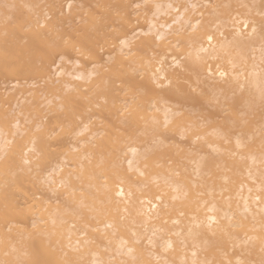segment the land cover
Wrapping results in <instances>:
<instances>
[{"label": "bare ground", "instance_id": "1", "mask_svg": "<svg viewBox=\"0 0 264 264\" xmlns=\"http://www.w3.org/2000/svg\"><path fill=\"white\" fill-rule=\"evenodd\" d=\"M148 1H152V0L136 1L135 6L145 4ZM180 1L185 2L184 3L185 6L179 10L177 9V6L172 5L171 1L152 2L153 4L152 12L150 17L147 19L146 28L144 30H137L135 34L138 33V35L136 36L135 34L134 35L127 34V36H125L126 35L125 33L123 34L124 36H122L119 39L120 45L118 46L120 47H117V51L118 53L120 51V54H122V56L118 54V56L121 57H118L116 61H120V63L127 62L128 64L130 62L129 70H125L123 68L122 71L120 68L119 70L118 68L117 69L115 68L116 70L115 71L114 70L115 65L112 66L113 68L109 67V69L111 68V70L112 69L113 70L111 71L108 69L107 74H104V76L105 75L106 76L105 77L103 76L104 79H100L102 76H99L100 77L99 80L96 81V83H94L97 88H95L96 90L94 92L90 90V93L88 92L90 94L89 96H87L88 94L87 91L89 89H87V91L85 92L87 94L86 96H84V92H83L84 90L83 91L81 89L77 90L78 88L75 89V86L73 87L74 85L73 82L79 83V81H81V84L79 85L80 86L83 85V89L86 88L84 86H86L85 85L86 82L89 81V79H91V77L94 75V70L89 71L87 73H84L83 70H77L76 67L80 65V62L76 60L72 66V70L70 68L65 72L63 68L59 67L60 69L56 71V75L57 76L62 75L63 76L62 79L65 78L64 75L69 78L67 80L61 79L62 84L65 86V90L71 91V89L74 88L77 91L76 96H78L80 99L78 98L76 99L75 98L76 96L72 97L75 95L74 94L75 92H73V94L71 93L70 95H67V98L64 97L66 94L63 93L64 94L63 98H65L63 100L64 103L61 104L60 102H58L61 106H56V108L60 109L61 112L58 114V112L54 111L55 114L57 113L56 116L57 119H59L58 120L59 122L56 121V119H54L56 117L55 114L53 113L54 114L53 115L50 113L52 112V108L55 107V106L54 107L51 106L52 108H47V109L51 110L49 114H51L52 116L48 114L49 116L47 117H51L52 119L53 116H55L53 118L56 121L54 124L53 123L49 124V122H52L53 119L51 121L49 120V122L47 123L48 121L47 118L46 121L44 120L45 121L44 123L46 124L37 125L39 124L37 123L33 125V127L31 126L32 130L34 129L35 131L32 132L33 134L36 133V131H39L34 135L31 132L30 133L26 132V129L27 130L29 129V131L31 130L29 128L30 126L28 125L29 127L25 129L28 138L32 137L33 135L35 138H37V141H34L35 140L34 137H33L34 140L29 138L28 141L31 139L33 140V143L31 141V143L29 142L28 144L25 145L24 141L26 140L24 137H22V133H24V129H23L24 126L22 127L21 124L22 122L20 123L18 121H14L12 122L11 127H9L10 124H8L9 126L5 125L4 120L2 119L3 122L2 123L0 122L1 123L0 124V264H228L229 261H231V264H237L238 261L240 262V264H251L253 261L255 264H261V262L264 261V159L262 160L256 158L257 154L260 152V149L259 152H256V150L254 151V153L256 154L255 157V155H252L254 153L251 154L250 152V149L252 150V148H249L247 146L246 150L244 151L242 150L244 153L241 152L245 155L247 162H243L241 161V159L239 160L240 158L239 154L236 157L232 154V152H235L237 150L231 151L233 145L237 146L238 139H235L237 137L235 138L232 137L234 139L232 140L231 138H229L230 134L228 135L227 133L228 127L232 128L230 126L236 124L233 122L244 123L242 127L244 126L245 131L244 130L243 131L245 132L246 135L250 133V132L247 133L246 130L249 129V127L253 128L251 127L252 123L246 124L245 118L243 119V117L240 116L242 117L241 119L233 110L234 108L233 106L239 103L238 101L239 96L237 97L238 99L235 98L236 101H238V103L234 105L232 104L231 99L229 100L231 101V106L232 105L233 106L232 108L230 106V111L228 112L230 114L227 113L229 117L227 116L228 117V118L226 117L227 119L224 117L226 120L223 119L224 125L222 123V119L219 120L221 121L220 122L221 129L223 128L226 129H223L224 132L219 129L218 131H222L221 134L223 133L225 135L218 134L219 133L218 131H216L218 133L210 132L211 130L210 127L215 126L213 125L215 123L214 121L215 119L213 120V116L212 118H209V120L208 118L204 119V122L206 120L209 123L211 120L213 121L211 122L213 123L212 125L209 123L207 124V125H211L210 127L205 128L200 125L202 123L196 121L197 120L196 116L197 117L199 116L197 114H199L200 111H198L197 114H194L192 112L195 115L194 116L192 114L196 120L194 118L192 119L193 116L192 117L189 116L191 118L181 117L177 119V115H176L177 112L172 110L171 109L172 107L171 108L168 107L169 106L168 104L171 103L167 102L168 106L164 105L166 104L165 99L166 98L168 99V96L170 98L171 96L172 98L173 97L177 98L176 102H178L179 99H184V102H182V100L178 102L180 105L182 103H185L186 102L185 99L188 100L189 97H190L189 99L190 101L194 100L195 103L197 102L200 104L205 103L206 105L208 99H206L205 94H203L200 90L198 92V90L196 91L195 89L196 93L193 91V89L195 88V86L193 85H195L196 83L205 85V88L207 86L210 87L211 89L215 88L216 91L217 89L218 90L221 89L222 91V88L225 90L231 86L230 84L235 83L233 87V91L235 89H237L238 91V89H240L243 86L244 82H246L247 87L244 90V94L246 97H244V94L242 93L241 95L245 99L243 100V97L240 96V102L243 104V102L246 103L245 101H247L245 106L243 104L245 110L248 109L249 111L251 110L255 112L253 113L250 111L251 114L253 113L255 119L254 122L252 121L253 126L254 124L256 125V127L258 128L257 130L258 132L260 129L258 126H260V124L257 126L256 119L258 120L261 117L258 116L257 112L255 111L256 99L258 98V101L261 100L262 102L263 99L261 98H264V87L263 86L261 87V85H259L261 77L264 76V68L262 67L260 68L258 63L259 61H262V59L264 60V55H262V53L260 54L255 53L254 50L256 49V46L252 45L254 41L253 39H255V37L257 38L258 33L256 34V32H254V27L249 25L250 18L239 19V17H235V15H237L235 12V15L234 13L233 15L237 19L225 18L223 19V22L219 20L217 21V23L215 22L211 23V25L215 23L214 26H212V28L214 27L218 29L219 32L223 31L226 28L227 31L229 30L230 32V33L226 32L228 33L226 37L222 39L221 37L216 39L214 38V34L212 35L211 33L207 32L208 28H210V26H208L207 23H209V21L211 22L214 20L210 18V20H208V22L205 23L207 25H205L204 23L201 24L199 21L200 19L198 18L191 19V14L200 13L199 11H197L198 4L195 3L193 0H180ZM71 3L68 2L67 0L66 3L67 10L69 8V5H71ZM53 5L55 8L57 4L54 3ZM59 6L60 5H58V7ZM48 7H50V5ZM210 12L214 13V11H210ZM224 12L225 11L223 10L222 14ZM35 13L36 11L34 12V14ZM2 15H4V12L2 13ZM25 16L27 18V14ZM30 16L33 17L32 15ZM30 16H28V18ZM161 16H170L171 18L169 19V21H166L165 23L157 22L156 19ZM3 17L4 16H2L1 18L0 16V19L4 20L5 18ZM94 17L93 19L96 18ZM88 18L90 17L88 16ZM112 18L114 19V17ZM112 18L110 19L112 20ZM126 18L128 19V17ZM9 19H11V17L8 18V20L5 19L0 23V78L7 76H15V75L26 76V74L29 77L31 73H37V74L41 73L40 76L46 74L45 72H47L46 70H48L47 68H49L51 64L49 62L55 55V52L58 51L60 47L64 48L63 46L66 44L65 43L63 44L62 42L61 43L58 42L59 37L57 33L55 35V39L58 38V40L52 41L50 39L54 35L53 36L51 35L50 38L47 37L49 38L48 40L44 38L46 37V35L45 36L43 35L44 37L42 36L41 29L43 30L44 34H47V32L45 31V27L41 28L40 31L38 32H33L32 26H29L32 29L30 32L28 31L29 33L25 32L26 33L25 34L23 31V27L24 26L26 27L25 23L21 24L17 22V20L13 22L11 21L13 18L11 20ZM93 19L91 20L92 22L94 21ZM216 20L218 19L216 18ZM122 21L124 20H121V22ZM240 21L242 22L241 27L238 26V23ZM39 23L45 26L44 20L40 21ZM39 23L37 24L38 26ZM97 23H99V20L97 21ZM27 24H29V22ZM48 24L49 23H47L46 29H48L50 25ZM123 24L125 25V23ZM97 25L99 26V24ZM15 26L19 27L21 31H23V33H21L20 30H18V28H15ZM86 26L87 29L90 26L92 27V25L89 26V24ZM216 26H219V28ZM81 27H83V25H81ZM101 27L103 26L101 25ZM241 28L242 29L244 28L246 31L242 32ZM26 29H28V25ZM93 29L90 30L92 31ZM120 30H121L120 32H122V29ZM14 31L16 32V34H14L15 33ZM50 31L52 34L54 33L52 30ZM74 31L76 32V30ZM91 31H89V29L86 30L85 32L83 31L82 32L83 35H81V37L79 35L78 37L75 34V36H77L78 38L76 37L74 41H76L77 39L78 40L75 43H71L69 41L67 42V45H69L68 47L72 48V49L69 48V50L71 49L73 51H77L79 49V52L77 53L81 55L82 53H86L87 50H90L87 52V54L91 53V58H93L92 56L97 54V51L92 50L91 45L93 38H95V40L97 38L96 35H93ZM104 31H103V35L105 33ZM124 31H126V29H124ZM94 32L95 31L93 30V33ZM94 34H96V32ZM139 34H141V36L142 35L148 36L149 34L154 35L156 43L154 42L151 43L148 41L146 43V45L149 46L148 48H152V49L155 48L156 46L160 48L166 45V42L168 40L170 41L173 40L171 43L168 41L171 44V46H167V52L171 53V55L168 56V59L171 65L176 66L179 64V67L181 68H177V69L183 68L182 70L184 72H182L183 79L181 82L177 83V75H176L177 70L172 69V66L169 63L164 62L165 60H162L165 58L164 55L158 58L160 60L157 59L154 60L155 57L154 58L151 57L150 60L146 61L145 59L140 58L139 56L140 54H138L137 57L136 54H134L135 55V56L133 55L134 57L127 59L129 62L125 60V58H127L125 56H128L130 54L131 49L129 48L133 47L132 44H134L133 48H135L134 41L136 40V37L139 36ZM16 35L20 36L19 38H21V40ZM100 35H102V33H100ZM216 35L218 37L219 35L218 32ZM144 36L142 37L143 41L151 39V38L149 39V37L147 36L146 37ZM72 37H74V35ZM72 37L70 38V40L72 39ZM209 37H211V40H209ZM22 38L25 39V42ZM110 38L112 40V37ZM52 39L54 40V37ZM19 40L20 41L23 40L24 44ZM107 40L105 41L107 42ZM121 40L128 41V44L122 45ZM177 41L180 43L179 45H175L176 44L175 42ZM19 42L22 45L17 47V45L20 44ZM249 42H252V44H250ZM98 43L101 44V40ZM95 44L96 43L93 42L94 46ZM140 44L142 46L144 42H140ZM249 44L254 47L249 49L248 48ZM68 47L66 48L68 49ZM138 47L141 48L140 46ZM74 48L77 49L75 50ZM152 51H153L152 53H158V51L156 52L154 50ZM175 51L176 53L177 51L180 52L181 60L183 59L182 62L177 59L178 56L176 58L174 57ZM63 54L65 53L63 52ZM158 55L160 56V53ZM87 56L88 58H90L89 55ZM62 60L63 58L61 59L60 57L57 60L58 62L56 63L60 65V62ZM210 60L216 61V62L214 61L215 62L214 67L216 69V72L212 71L214 68L213 66L208 65L209 63L207 62H209ZM48 65L49 67H47ZM132 65H134V67L135 66L141 67V70L139 69L141 71V73L139 72V74H141L140 78H138L139 74H137L138 75L137 79L136 77H134V74L137 71L133 74ZM237 68L239 70H242V72L245 71L244 73L246 74L243 75L240 74L242 72L239 73ZM233 69L236 70V72H234ZM158 70L160 71L158 72ZM57 73H59V75ZM48 74H50L49 71ZM154 74H155V79H154ZM16 79H18V77ZM138 79L140 81L136 82L135 80ZM70 80L73 82H71ZM117 81L124 83L121 84V86L124 85V87L122 86V90L120 87L119 89L115 88L114 82ZM82 82H85V84H82ZM119 82L117 83L119 84ZM130 82L143 84L151 91L147 95H145L143 91L140 92L130 91L128 93L129 91L128 84ZM227 83L230 86H226ZM19 84L20 83H14L13 88L20 86ZM158 84L162 85V87H158L157 86ZM168 85H170V87H168L169 89H166L167 91H163L165 90L163 87L164 86L166 87ZM221 85H225L226 88L224 87L221 88L220 87ZM55 88L57 89L58 87L55 86ZM80 90L83 93H81ZM190 90H192L193 94L190 93L191 92ZM21 92L19 93L21 94V96H23L25 93L23 92L21 93ZM91 92L94 94L92 95ZM124 92H126L127 94L133 93V95L136 94L137 96L135 97H137L136 99L138 100L137 104L134 105V103H132L133 105L129 107H128V103L125 105L120 104L122 100H120V103L118 102V100L121 99V95ZM78 93L80 94V96ZM7 94L8 93L6 91V95ZM95 97L97 98V102L99 101L98 98H100L101 100L100 101L101 103L98 102L100 111L103 114L109 115L110 117H112V119L118 117V115L119 116L121 115L124 118V115H122L123 113L122 111L123 109L126 108L125 117L127 116L128 122L134 123L132 124L133 128L130 126L133 131L129 129L130 133L129 130L127 132L129 133V136L131 135V132L134 135V138L130 136L133 141L129 137V139L132 142L141 143L139 141L141 140L142 137H139L140 140L138 141L135 140V136H137L138 139V136L143 131L140 134L135 133L136 134L135 135L133 133L135 129L134 127H136L137 124H138L137 126H141V124L145 123L148 120L151 124L152 123L155 124L151 126L152 131H154V129L157 130L158 128L160 130V128L162 129L163 127L166 128L165 135L168 132H170L171 134L172 133L177 134L178 137L180 136L179 138L182 139L185 138V141L183 140L181 144L183 147L186 144L191 146V144L194 141L196 143V139L198 138L199 143L197 144L196 147L198 148L204 147L206 149L209 148L216 158L218 156V158H221V161L222 160L223 162L226 161L228 162V164L225 165L226 162H224L225 165L224 166L222 165L221 162L220 164L222 167L221 166L218 167V165L220 164L217 162L218 164L217 168L216 165L214 164L215 165L214 167L216 169L213 170L212 168L211 170V168H209L212 167L210 163L212 161L213 163H216L215 161H217L218 158L212 159V161L209 160L211 162L205 161L204 159H203L204 161L198 160L196 161L198 162L196 167L194 166L195 170L192 169L195 173L193 172L194 174L191 175L188 174V170H187L189 166L185 167L186 166L185 164V166H183L182 169H179L180 178L176 181L174 172L171 171V169L166 166L168 161L166 162L161 159L164 154L162 155L159 152L158 154L145 155V153H143L144 151H142L141 148L139 149L133 146L132 142H131L132 146H130L129 144L130 140L127 139L129 141H126V137H124V135L122 136L121 133L119 134L118 132L117 137L115 134L113 135V137H111L112 134L109 132V130H111L112 133L116 132V131H112L114 128L111 127H110L111 129H107V130L111 134L110 137L112 139L108 138L109 133H107L108 135L106 134L107 137L104 136L105 139L108 140L111 139L109 142H106L105 140L104 145H106L107 148L104 149L103 147L104 145H102V148L100 147L97 148L98 151L101 153L95 151L96 155L101 154L103 157L97 158V156L94 154L95 155L94 159L92 158L93 155L92 157H90L93 159L91 162L89 160L90 163L85 164L82 167H70L72 168V171L65 170L64 160H66V158L64 157L62 158V161L60 163L58 164L56 163V165L53 164L54 161L52 160L55 158L51 159L50 157L54 156L56 152L50 151L51 147L53 146L48 145L50 138L53 137L52 135L53 133L52 134L51 132L50 134L47 133L48 126L50 129L53 128L52 130L55 131L54 133L55 136L52 138L55 141L57 138L61 139L62 136L67 134H73L74 137L81 136L89 128L86 122L88 120L87 114H89L92 111L91 110L92 107L94 108V104H95L94 100H96ZM12 98L14 97L10 96V99ZM21 98L23 99V97ZM26 100L27 99H25V101ZM48 102L53 103L47 101V103ZM131 102L133 101L131 100ZM134 102L136 103V101ZM148 102L152 104L151 107H149ZM55 103L56 105H58L57 102ZM212 103H214L213 100ZM30 104L33 106L32 103L29 102L28 104L27 102V106L29 107L28 108L27 106H25L27 110L30 109ZM193 104L191 103L187 104L186 102V105L187 106L189 105L188 106L189 108L192 105L191 109L195 108L194 106H196V104L194 106ZM258 104L260 105V102ZM24 105L25 103H23L21 107H23ZM43 105L45 106L46 103H44ZM240 105L241 104H239L238 106ZM61 107H63V109ZM37 108L40 112V106ZM0 110H2L0 112H3L4 109H2V106ZM27 110L25 109V111ZM34 110H36V107ZM238 110L239 109L235 111L239 112ZM21 111H24V109ZM36 111H33L35 115H37ZM44 111L42 112L44 113ZM193 111L195 112L196 110L193 109ZM28 112L27 114L23 112L27 115V118H28ZM166 112L168 117L167 127H165ZM6 114L7 111H5V115ZM209 114L211 113L209 112ZM241 114H244V109H243V113H240L239 115ZM248 114L246 115L247 118H249ZM251 114L249 115L251 116ZM46 115L47 114L44 113V116L43 115L42 116L45 117ZM215 115L217 116V114L214 113V116ZM38 116L39 114L36 117ZM209 116L211 115H208V117ZM243 116H245V114ZM256 116H258L259 118ZM0 117L3 118L1 115ZM40 117L41 116H39V118ZM89 120H91V118ZM161 120H162V124L158 125ZM246 120L247 122L251 121L250 119H246ZM80 121H82L81 122L82 126L80 125L79 126L80 128H78L76 125H78ZM113 121L115 120L113 119ZM154 121L158 123H154ZM260 121L258 120V122ZM57 122L59 124L56 126ZM230 122L233 124L229 125ZM53 125L56 127H52ZM237 125L239 124L237 123ZM237 127L238 126H235L236 130L238 129ZM256 127L254 126V128ZM118 128L119 130H121L120 127ZM215 129L217 130V128ZM136 130L137 129H135V131ZM229 130L231 132L233 131L234 133L233 129L232 130L229 129ZM237 131L243 132L239 129ZM163 132H161L160 130V133ZM15 135L18 137V139H16L13 142V136ZM92 135H93L92 138H95L97 134H92ZM120 135L123 140L125 139L124 142L126 143L129 142L128 143L129 147L124 148V146L122 145L124 142L122 140H121L122 142L120 141L121 137L120 139L118 138ZM206 135L207 138H205ZM167 136L169 137V135ZM226 136L227 138H225ZM250 136L247 135L245 137L250 139ZM199 137L201 138L204 137V139L199 140L200 139ZM220 138L221 140H223L224 138L225 140L227 139L232 140L230 141V145L229 143L225 145L226 147L224 149L227 150V152H222L223 148L220 147L221 146V142H220L221 140H219ZM99 140L98 142L100 143L101 141ZM72 142L75 143V141ZM80 142L83 143V141ZM259 142L261 143L262 141L261 140L257 141L254 143V145L258 144ZM99 143L96 144V146H101V143L100 145ZM222 143H224V141ZM55 144H57V142ZM62 144H60L61 145L60 147H64L63 146L64 144L63 145ZM161 145L159 144V147ZM167 146L168 145H166V147ZM74 147L76 148V146ZM253 148L255 149V147ZM257 148H261V145H259V147ZM180 149H181L180 151H183L182 148ZM101 150L103 151V153ZM177 150H179V147ZM124 151L125 152L127 151L128 154L127 157H124L126 155L123 154ZM151 152L153 153L155 151L152 150ZM67 154H70V156L72 157L71 155L72 153H67ZM87 154L89 155V152ZM91 154H93V152ZM180 154H182V152ZM259 154H261V158H263L262 153L260 152ZM82 156L80 157L82 158ZM178 156L180 160L181 155H179V153L177 154V157ZM33 157L37 159L36 162L34 163L32 162L33 159L31 160V158ZM75 157H77V155ZM121 157L126 159L121 160L122 159ZM165 158L171 159V157L168 156ZM179 160L177 161V163L179 162ZM25 161H27V163ZM163 161L164 163L166 162V164H164ZM129 162H131V164ZM175 166L176 165H174V167ZM225 167H228L226 168L228 169V171L225 170ZM207 170L208 172L210 171L207 174L209 177H210L209 174H211V178L205 181L204 178H206L207 175L204 174ZM258 171H260V176L258 178L259 180L257 181L255 176L256 173H258ZM129 172L132 173L129 174ZM193 176L199 177L197 179H200V181L197 179H196L197 182L193 180L192 179ZM73 177L77 178L76 181L77 183L73 182L72 180ZM131 177L136 178L137 181L131 180L132 179ZM164 181L165 182L173 181V182L171 183L168 182L165 183L164 185ZM251 181L254 182L256 181V183L253 182L252 183L253 185H251L250 183H248ZM198 182L207 185L205 187L206 190L204 188L203 190L205 191L202 190L204 194L206 193V195L201 196V198H200L201 195L200 192L202 191L199 192V190H197L198 188L196 189L197 186L195 187V184ZM198 186L200 188V185ZM36 188H39L38 190L42 188L43 191L49 190V194L54 193L51 196H54L57 193L56 196L59 197L60 194L64 198V201L62 202L63 204L57 207L56 209L54 207L55 211L49 210V209H53V207L47 205L49 204L48 201H46L47 204H44L45 202L42 203L41 201L37 200L40 198L42 192L36 191L37 193L36 196L39 197L36 198L34 193V197L36 198L37 201L33 199V190ZM259 190L261 191V193L259 192ZM257 191L259 193H257ZM197 193H199L200 195L197 196ZM44 200H48V198L47 199L45 198ZM206 201L208 202L206 203ZM54 206H56V204ZM31 216H35V218L32 217L34 219H30ZM121 218H123V220ZM83 234L84 235L86 234V237L84 238L83 236H81L83 237V239L82 238L79 239L78 237ZM99 240L104 241L105 250L100 257H97L98 252L96 248ZM197 249L198 250L200 249L201 252L198 253L200 250L197 251ZM233 250L234 252H232ZM238 251L239 253L242 252L241 254H243V252H246L247 254L254 255V260H252V262L250 261L251 258L248 260V257H246L247 254L245 256H242L241 257L242 259L238 258L237 256H233L234 255L233 253L235 252L238 255L239 254ZM111 253L113 254L110 255ZM87 256H91V259L88 258Z\"/></svg>", "mask_w": 264, "mask_h": 264}, {"label": "rangeland", "instance_id": "2", "mask_svg": "<svg viewBox=\"0 0 264 264\" xmlns=\"http://www.w3.org/2000/svg\"><path fill=\"white\" fill-rule=\"evenodd\" d=\"M50 1V2H49ZM63 3H62V2ZM66 1V2H65ZM131 1V2H130ZM136 1H140V0H68V2H72L71 3V7H69L68 8V10H67V8H66V3H67V0H57V2H56V0H0V16H1V18H2V16H4L3 18H5V19H7L8 20V18H10L11 17V19H9V20H11V21H15V20H17V22H19V23H25L26 24V27H27V25H28V29H26V27L24 26L23 27V31H24V33L25 32H30L31 31V29L33 28V32H38V31H40V29L41 28H43V27H45V31L47 32V34H44L43 33V30L41 29V31H42V36L44 35H46V37H44V38H46L47 40L51 37V35L54 37V40L52 39V38H50L52 41H55V40H58V38H56L55 39V35H56V33H57V35H58V37H59V40H58V42L59 43H65L66 45H67V42L69 41V42H71V43H75L76 41H74V39H76V37L79 35L80 37H81V35H83V31L85 32L86 30H88L89 29V31H91L90 29H93V28H96V29H93L95 32H96V34H94L93 33V30L91 31L92 32V34L93 35H96V40H95V38H93V36H92V38H93V40H92V45H91V48H92V50H95V51H97V54H95V55H93L92 57L93 58H91V53H88L87 54V52L88 51H90V50H87V52L86 51H84V52H86V53H82V55L81 54H79V53H77V52H79V51H73V50H71L72 48L71 47H68L69 45H64L63 47L64 48H59V50L58 51H56L55 52V55L53 56V60L51 59L50 60V62L49 63H51L50 64V67H49V65L47 66V67H49V68H47L48 70H46L47 72H45L46 74H44V75H41L40 76V74L41 73H31V75L28 77V75L26 74V76L24 77L23 75H15V76H7V77H3V78H0V109H1V106H2V109H4L3 110V112H0V115L3 117V118H1V120H0V122L2 123L3 121H2V119L4 120V124L5 125H8V124H10V126L9 127H11V124H12V122H14V121H18V122H22L21 124H22V127L24 126H26L25 128L23 127V129H24V133H22V137H24L25 138V140L26 141H24L25 142V145L26 144H28L29 142L31 143V141H32V143H33V140H34V134H36V133H38L39 131H36V133H32V132H35L34 131V129L32 130V127H33V125H35V124H37V123H39V124H37V125H44V124H46V123H44L45 121H46V119L48 120L47 121V123L49 122V120L51 121L55 116H56V114L54 113V111L55 112H58V114L61 112L60 111V109H57L56 108V106H61L58 102H60L61 104L62 103H64V99L65 98H63V96H64V94H66L64 97H66L67 98V95H70L71 93L73 94V92H75L74 94V96H72V97H75L76 96V93H77V91L75 90V89H77V90H79V89H81L83 92H84V96H86V94L89 92L90 93V90L91 91H95L96 89L95 88H97L96 86H95V84L94 83H96V81H98L99 80V76H102L100 79H104V77L106 76H104V74H107V72H108V69H109V67H112V66H114V70H115V68L117 69L118 68V70H119V68L123 71V68L125 69V70H129V65H130V62L127 60V59H130L131 57H134L135 55L134 54H136V57H137V55L138 54H140L139 56H140V58L141 59H145L146 61H148V60H150L151 59V57L152 58H154V60L155 59H157V60H160V59H158L159 57H161V56H163L164 55V59H162V60H165L164 62H167V63H169L170 65H171V63H170V61H169V59H168V56H170L171 55V53H168L167 52V46H171V42L173 41V40H168L167 42H166V45H164V46H162V47H160V48H158L157 46L155 47V48H148L149 46H147L146 45V43H147V41L148 42H154V43H156V41H155V37H154V35L153 34H149L147 37H149V39L150 40H146V41H143L142 39V37L144 36V35H142L141 36V34H139V36H137L136 37V40L134 41V43H135V48H133L134 47V44H132L133 45V47H130L129 49H131V51H130V54L128 55V56H125V57H127V58H125V60H127L128 62H129V64L126 62V63H120V61H116V59L118 58V57H121L122 56V54H120V51H119V53H118V51H117V47H120V46H118V45H120V41H119V39L122 37V36H124L123 34H125L126 33V35L125 36H127V34L128 35H134L136 32H137V30H144L145 28H146V25H147V19L150 17V15H151V12H152V6H153V4H152V2L153 1H156V2H165V1H171V3H172V5L173 6H177V9L179 10V9H181V8H183L184 6H185V2H183V1H180V0H152V1H148V2H146L145 4H142V5H138V6H135V4H136ZM195 3H197L198 4V8H197V11H199L200 13L199 14H197V13H193V14H191V19H196V18H198V19H200L199 21H200V23L201 24H205V23H207L208 22V20H210V18L211 19H213L214 21H209V23H207L208 24V26H210V28H208V30H207V32L208 33H211L212 35L214 34V38H220L221 37V39L222 38H224V37H226V35L228 34V33H226V32H229V30L227 31V28L226 29H224L223 31H221V32H219L218 31V29H216V28H212V26H214V24L215 23H217V21H219V20H221L222 22H223V19H225V18H235V17H239V19H241V18H250V20H249V25L250 26H253L254 27V32H256V34L258 33V35H257V38L255 37V39H253L252 41H253V44H252V42H249L250 44H252V45H254V46H256V49L254 50L255 51V53H257V54H260V53H262V55H264V0H193ZM50 4H49V3ZM59 2V3H58ZM57 4L56 6H55V8H54V5L53 4ZM129 3V4H128ZM132 3V4H131ZM230 5H229V4ZM5 4H7V5H9L10 7H8V8H5L4 7V5ZM48 4V5H47ZM50 5V7H48ZM53 5V6H52ZM58 5H60L59 7H58ZM126 5V6H125ZM128 5V6H127ZM124 6V7H123ZM110 7H111V9H110ZM128 7H130V8H128ZM58 8H59V10H58ZM225 8V9H224ZM227 8H230V9H227ZM104 9H105V11H104ZM123 9V10H122ZM125 9H126V11H125ZM111 10V11H110ZM223 10L225 11L223 14H222V12H223ZM226 10H227V12H228V14H227V12H226ZM4 12V15H2V13ZM7 11V12H6ZM36 11V13L34 14V12ZM108 11V12H107ZM128 11V12H127ZM131 11V12H130ZM210 11H214V13H212V12H210ZM230 11V12H229ZM2 12V13H1ZM114 12V13H113ZM129 12H130V14H129ZM221 12V13H220ZM235 12H236V14L237 15H235ZM7 13H8V15H7ZM108 13V14H107ZM112 13V14H111ZM117 15H116V14ZM129 15H128V14ZM210 13H212V14H210ZM226 13V14H225ZM231 13V14H230ZM233 13H234V15H235V17H234V15H233ZM10 14H11V16H10ZM26 15L27 14V18H26V16L24 15V16H22V15ZM34 14V15H33ZM105 14V15H104ZM122 14V15H121ZM124 14V15H123ZM210 14V15H209ZM239 14V15H238ZM5 15H7V16H5ZM30 15H32L33 17H31ZM108 15H110V16H108ZM115 15V16H114ZM127 15V16H126ZM215 15V16H214ZM225 15V16H224ZM28 16H30L29 18H28ZM35 16V17H34ZM88 16L90 17V18H88ZM96 18H95V17ZM114 17V19L112 18V17ZM120 18H119V17ZM250 16V17H249ZM8 17V18H7ZM20 17V18H19ZM93 17L95 18V19H93ZM117 17H118V19H119V21H118V19H117ZM123 17V18H122ZM126 17H128V19L126 18ZM25 18H26V20H25ZM32 20H31V19ZM37 18V19H36ZM106 18H108V19H106ZM110 18H112V20L110 19ZM171 17L170 16H161V17H159V18H157L156 19V21L157 22H160V23H165L166 21H169V19H170ZM216 18L218 19V20H216ZM4 19V20H5ZM28 19V20H27ZM59 19H60V21H59ZM94 20L93 22H94V24H93V22L91 21V20ZM110 19V20H109ZM202 19H204V20H202ZM206 19V20H205ZM235 19H237V18H235ZM1 21H0V23L2 22V21H4V20H2V19H0ZM6 20V21H7ZM36 20V21H35ZM42 20H44L45 21V26H41V24L39 23L40 21H42ZM99 20V23H97V21ZM121 20H124V21H122L121 22ZM32 21H34V22H32ZM89 23H88V22ZM96 21V22H95ZM10 22V21H9ZM29 22V24H27ZM37 22V23H36ZM88 23L89 24V26L90 25H92V27L90 26L88 29L86 28L87 26L86 25H88V24H86V23ZM92 22V23H91ZM101 22H103V23H101ZM111 22V23H110ZM121 22V23H120ZM212 22H215V23H213L212 25H211V23ZM39 23V26L37 25ZM47 23H49L48 25H49V27H48V29H46V27H47ZM99 24V26L97 25V24ZM123 23H125V25L123 24ZM37 26H36V25ZM123 24V25H122ZM207 24H205V25H207ZM81 25H83V27H81ZM101 25L103 26V27H101ZM120 25H122V26H120ZM241 25H242V22L240 21L239 23H238V26L239 27H241ZM29 26H32V28L31 27H29ZM34 26V27H33ZM54 28H53V27ZM124 26V27H123ZM37 27H39V28H37ZM216 27H218L219 28V26H216ZM15 28H18V30H20V32L21 33H23V31H21V29L19 28V27H16L15 26ZM14 28V29H15ZM50 28V29H49ZM72 28H74V29H72ZM98 28H100V29H98ZM109 28V29H108ZM13 29V28H12ZM83 29V30H82ZM120 29H122V32H120L121 30ZM124 29H126V31H124ZM209 29H211V30H209ZM17 30V29H16ZM15 30V31H16ZM50 30H52L54 33L52 34L51 33V31ZM74 30H76V32L74 31ZM102 30V31H101ZM105 30V31H104ZM215 30V31H214ZM241 30H242V32H245L246 30L243 28H241ZM14 31V32H15ZM44 31V32H45ZM56 31V32H55ZM103 31L106 33H104V35H103ZM108 33H107V32ZM124 31V32H123ZM28 32V33H29ZM59 32V33H58ZM78 32V33H77ZM79 32H81V33H79ZM90 32V33H91ZM114 32V33H113ZM130 32V33H129ZM216 32V33H215ZM217 32H218V37H217ZM13 33V32H12ZM18 33V32H17ZM61 33H62V35H61ZM99 33V34H98ZM100 33H102V35L104 36H102V35H100ZM230 33V32H229ZM14 34H16V32L14 33ZM19 34V33H18ZM26 34V33H25ZM75 34L77 35V36H75ZM113 34H115V35H113ZM120 34H122V35H120ZM21 35V34H20ZM74 35V37H72ZM98 35V36H97ZM136 35H138V33L137 34H135V36ZM216 35V36H215ZM17 36V35H16ZM78 36V37H79ZM114 36V37H113ZM146 36H144V37H146ZM259 36V37H258ZM18 38L20 37V36H17ZM22 37V36H21ZM47 37H49V38H47ZM72 37V39L70 40V38ZM77 37V38H78ZM99 37V38H98ZM110 37H112V40H111V38ZM20 40H21V38H19ZM23 39V38H22ZM101 40V44H99L98 42ZM108 39V40H107ZM140 39V40H139ZM19 40V41H20ZM24 40V42H25V39H23ZM23 40L22 41H20V42H22L23 44H24V42H23ZM98 40V41H97ZM105 40H107V42H108V44H107V42L105 41ZM111 40V41H110ZM220 40V39H219ZM256 40V41H255ZM64 41H66V42H64ZM104 43H103V42ZM114 41H116V42H114ZM19 42V43H20ZM93 42L94 43H96L95 44V46L93 45ZM106 42V43H105ZM140 42H144V44H142V46H141V44H140ZM136 43H139V44H136ZM176 43V44H175ZM175 43H173V44H175V45H179L180 43L177 41V42H175ZM111 44H113V45H111ZM170 44V45H169ZM248 45V48L250 49V48H252V47H254V46H252V45ZM20 45H22L21 43L20 44H18L17 45V47L18 46H20ZM100 45V46H99ZM136 45H137V48H136ZM101 46H103V47H101ZM138 46H140L141 48H139ZM66 47H68V49L66 48ZM94 47H95V49H94ZM69 48H71L70 50H69ZM142 48H144V49H142ZM75 49V48H74ZM77 49V48H76ZM75 49V50H76ZM90 49V48H89ZM133 49H135V50H133ZM139 49V50H138ZM151 51H150V50ZM160 49V50H159ZM64 50V51H63ZM69 50V51H68ZM133 50V51H132ZM152 50H154L155 52L156 51H158V53H152L153 51ZM66 51V52H65ZM68 51V52H67ZM148 51V52H147ZM63 52L65 53V54H63ZM74 52V53H73ZM166 52V53H165ZM61 53V54H60ZM143 53V54H142ZM160 53V56L158 55ZM178 53V54H177ZM177 53H176V51H175V55H174V57L176 58L177 56V59L178 60H180L181 62H182V60H181V57H180V52H178L177 51ZM118 54H120L121 56H118ZM144 54H147V55H144ZM153 54H154V56H153ZM157 54V55H156ZM162 54V55H161ZM64 55H65V57H64ZM87 55H89V57L91 58H88V56ZM117 55V56H116ZM134 55V56H133ZM151 55V56H150ZM156 55V56H155ZM63 57V60L60 62V65H58V63H56V62H58L57 60L60 58V57ZM98 58H97V57ZM147 56V57H146ZM58 59H57V58ZM129 57V58H128ZM157 57V58H156ZM98 59H99V62H98ZM133 59V58H132ZM56 60V61H55ZM75 60L76 61H78V62H80V65L79 66H77L76 67V69L77 70H83L84 71V73H87V72H89V71H92V70H94V75L91 77V79H89V81H87L86 82V84H85V82H82V84H85L86 86H84V87H86V88H84L83 89V85L82 86H80L79 84H81V81H79V83H76V82H73V81H71V82H73V87L75 86V89L73 88V89H71V91H66L65 90V86L62 84V81H61V79H62V75L61 76H57L56 75V71H58L60 68H63L64 70H65V72L67 71V70H69L70 68H71V70H72V66H73V64L75 63ZM208 61V60H207ZM215 61V60H214ZM213 60H210L209 62H207V63H209L208 65L209 66H213L214 67V64H215V62H214ZM63 62V63H62ZM213 63V64H212ZM259 63V67L261 68H264V60L262 59V61H259L258 62ZM132 64V63H131ZM210 64H212V65H210ZM63 65V66H62ZM125 65H126V68H125ZM55 66V67H54ZM117 66V67H116ZM172 66V69H175V70H177V72H176V75H177V83L178 82H181L182 81V72H184L182 69H177V68H181V67H179V66H175V65H171ZM60 67V68H59ZM128 67V68H127ZM113 68V67H112ZM132 70H133V74H134V77H136V79H137V74H139V72L141 73V67H139V66H135L134 67V65H132ZM134 68H136V69H134ZM211 68V67H210ZM50 69V70H49ZM140 69V70H139ZM109 70H111V68L109 69ZM113 70V69H112ZM111 70V71H112ZM234 70V69H233ZM237 70L239 71V73L240 72H242V70H239L238 68H237ZM48 71H49V73L50 74H48ZM116 71V70H115ZM213 72L215 71L216 72V69H215V67L213 68V70H212ZM69 72V71H68ZM105 72V73H104ZM234 72H236V70H234ZM245 71H243L242 73H240V74H246V73H244ZM141 74H139V77L138 78H140L141 76H140ZM22 76V77H21ZM35 76V77H34ZM104 76V77H103ZM18 77V79H21V80H23V81H21V80H18V79H16ZM20 77V78H19ZM64 79H62V80H67V79H69L68 77H66L65 75H64ZM30 80H29V79ZM45 78V79H44ZM27 79H28V81H27ZM60 79V80H59ZM24 80H26V81H24ZM55 81V82H54ZM59 81V82H58ZM61 81V82H60ZM136 82L137 81H140L139 79L138 80H135ZM30 82H31V84H30ZM57 82V83H56ZM117 82H119V81H117ZM117 82H114V85H115V88H118L119 89V87L121 88V90H122V86L124 87V85H122L121 86V84H124V83H122V82H119V84L117 83ZM14 83H20L19 85L20 86H17V87H15V88H13L14 87ZM25 83V84H24ZM59 83V84H58ZM88 83H89V85H88ZM220 83H222V82H220ZM219 83V84H220ZM24 84V85H23ZM52 84V85H51ZM62 85V87H61V85ZM173 84V83H172ZM223 84H224V82H223ZM228 84V83H227ZM226 84V86H230V87H228L227 89H223L222 87H224V88H226L225 87V85H221L220 87L222 88V91H221V89H217V91L215 90V88L213 89H211L210 87H206L205 88V85H202V84H200V83H196L195 85H193V86H195V88H194V90L196 89V91L198 90V92H199V90L203 93V94H205V97H206V99H208L207 100V103H206V105H205V103H203V104H200V103H195V101H194V104H193V101L191 102L189 99H190V97L188 98V100L187 99H185V101L187 102V104L188 103H191V104H193V106L196 104V106H194L195 108H192L191 109V106H190V108L186 105V102L185 103H182V102H184V99H179V101H181L182 100V102H180V103H182L181 105L178 103V102H176V99L177 98H172V96H171V98L168 96V99L166 98L165 100H166V104H164L165 106L167 105V102L168 103H171V104H168L167 106L168 107H172L171 109L172 110H174V111H176L177 112V119H179V118H181V117H186V118H191L194 114H197L198 113V111H200V113L199 114H197V115H199L198 117L196 116V119H195V115L192 117V119L194 118L196 121H198L199 123H202V124H200L202 127H210L213 123H211V122H213L212 120L210 121V123L209 122H207V120L204 122V119L205 118H208V120H209V118H212V116H213V120L215 121V123H218V124H213V125H215V126H212V127H210L211 128V130H210V132H212V133H218V134H221V132L223 131L224 132V130L223 129H226V128H223V129H221V127H220V122L221 121H219L220 119H222V123H223V119L224 120H226L228 117H229V115H227V113L230 111V106H231V101H232V104L234 105V104H236V103H238V101H239V103L237 104V105H232L234 108H233V110H234V112H236V114L238 115V117H240V116H242L243 117V119L245 118V122H246V124L247 123H252L251 124V127H253V128H250L249 127V129H247L246 130V132L247 133H249V134H247L248 136H250V139H248L247 137H245V136H247L246 134H245V129H244V126L242 127V125L244 124V123H240V122H233V123H236V124H233V123H229V125L230 124H233V126H230V127H232V128H229L228 127V135H229V138H231L232 140H234L233 138H235V137H237V138H235V139H238L239 140V142H240V146L239 147H237V146H235V145H233V148H231V151H235V150H237V151H235V152H232V154L236 157V156H238V154H239V156H240V158H239V160L241 159V161H243V162H247V159H246V157H245V155L243 154L244 152V150H246L247 149V146L249 147V148H252V150L250 149V152H251V154L252 153H254V151L256 150V152H259V149H260V152L262 153V157L263 158H261V154H257V157H256V154L254 153V154H252V155H255V157L256 158H258V159H264V109H262V108H264L263 107V105H264V98H261V99H263L262 100V102H261V100H260V98H259V100L260 101H258V98L256 99V105H255V111L257 112V115L258 116H260L261 118V121H260V119H258L260 122H258V120L256 119V122H257V126L260 124V126H258L260 129H259V131L257 132V130H258V128L256 127V125L254 124V126L257 128H254V126H253V122L255 121V119H254V116H253V113H255L254 111H251V112H253L252 114L250 113V111L248 110V109H246V110H248V111H246L245 110V107H243V104H244V106H245V104L247 103V101H245L246 103H244L243 102V104L240 102V96L241 97H243L241 94L243 93L244 94V90L246 89V85H247V83L246 82H244V84H243V88L241 87L240 89H238V91H237V89H235L234 91H233V87H234V85H235V83H233V84H228L227 85ZM76 85H77V87H76ZM98 85V84H97ZM237 85V84H236ZM259 85H261V87L263 86L264 87V76L263 77H261V80H260V83H259ZM55 86L56 87H58L57 89L55 88ZM63 86H64V88H63ZM89 86V87H88ZM19 87V88H18ZM22 87H23V89H22ZM24 87H25V89H24ZM168 87H170V85H168V86H164L163 88L165 89V90H163V91H167L166 89H169ZM232 87V88H231ZM21 88V89H20ZM60 88V89H59ZM162 88V89H163ZM192 88V89H193ZM237 88H238V86H237ZM13 89V90H12ZM18 89H19V91H18ZM87 89H89L88 91H87ZM162 89H159V90H162ZM211 89V90H210ZM242 89V90H241ZM9 90H10V92H9ZM12 90V91H11ZM21 90H22V92L23 93H25L23 96H21V94L19 93V92H21ZM24 90V91H23ZM61 90H63V91H61ZM75 90V91H74ZM80 90V92L81 93H83L82 91ZM212 90H214V91H212ZM232 90V91H231ZM6 91H7V95H6ZM18 91V92H17ZM87 91V93H85ZM191 92L190 93H192L193 94V92H192V90H190ZM225 91V92H224ZM236 91V92H235ZM241 91V92H240ZM243 91V92H242ZM21 92V93H22ZM62 92V93H61ZM127 92V91H126ZM126 92H124L122 95H121V99H119L118 100V102L120 103V100H122V102L120 103V104H123V105H125V104H127L128 103V107L129 106H132L133 104L132 103H134V105L135 104H137V97H135V96H137L135 93V95H133V93H130V94H127ZM130 91H128V93H129ZM195 92V91H194ZM3 93H4V95H3ZM64 93V94H63ZM69 93V94H68ZM87 94V96H89L90 94ZM92 93V92H91ZM196 93V92H195ZM225 93V94H224ZM233 93V94H232ZM240 93V94H239ZM79 94V93H78ZM94 93H92V95H93ZM214 94H215V96H214ZM234 94H235V96H234ZM91 95V96H92ZM10 96H13L14 98H12V99H10ZM39 96V97H38ZM62 96V97H61ZM79 96H80V94H79ZM83 96V95H82ZM239 96V100L238 101H236V99L235 98H237ZM21 97H23V99L21 98ZM71 97V96H70ZM193 97V96H192ZM244 97H246L245 96V94H244ZM243 97V100L245 99ZM76 99L78 98V99H80L78 96H76L75 97ZM88 98V97H87ZM96 98V97H95ZM94 98V99H95ZM133 98V99H132ZM194 98V97H193ZM196 98V97H195ZM25 99H27L26 101H25ZM37 101V100H40V101H35V100ZM59 99V100H58ZM62 99V100H61ZM91 99H92V97H91ZM135 99V100H134ZM174 99V100H173ZM192 99V98H191ZM231 99V101H229ZM235 100V102H234V100ZM238 99V98H237ZM16 100V101H15ZM34 100V101H33ZM61 100V101H60ZM82 100V99H81ZM84 100H85V98H84ZM88 100V99H87ZM98 102L99 103H101L100 101V98H98ZM131 100L133 101V102H131ZM164 100V101H165ZM212 100L214 101V103H215V105H214V103H212ZM241 100H242V98H241ZM247 100V99H246ZM14 101V102H13ZM33 101V102H32ZM43 101V102H42ZM47 101H50V102H53V103H47ZM57 102L58 103V105H56V103L55 102ZM134 101H136V103L134 102ZM175 101V102H174ZM22 102V103H21ZM27 102H28V104H29V102L30 103H32L33 104V106L30 104V109L29 110H27V108L25 107V106H27ZM94 102H95V104H94V108L92 107V111L89 113V114H87V116H85V117H87V119L89 120L90 118H91V120H87L86 122H87V126L89 127L88 128V130H86L81 136H79V137H74L73 136V134H67V135H64V136H62L61 137V139H56V141L55 140H53L52 138L55 136L54 135V133H55V131L54 130H52V129H50L49 128V126H48V131H47V133L48 134H50V132H51V134L53 135V137H51L50 138V140H49V144L48 145H50V146H53V147H51V149H50V151H55L56 152V154L54 155V156H52V157H50L51 159H53V158H55V159H53L52 161H54V163L53 164H55L56 165V163L58 164V163H60L61 161H62V158L64 157V158H66V160H64V165H65V170H71L72 171V168H70V167H82L83 165H85V164H88V163H90L93 159H94V156L96 155V153H95V151L97 152L98 151V149L97 148H102V145H104L105 144V140H106V142H109L112 138L111 137H113V135L115 134L116 135V137L118 136L117 134H118V132H119V134L121 133L122 134V136L124 135V137H126V141H129L130 139H131V137H133L134 138V135L132 134V132H131V137L129 136V133H130V130H132L131 129V127H132V124H134V123H131V122H128V118H127V116L125 117V115H126V108L125 109H123V113H122V115H124V118L120 115H118V117H115V118H113L115 121H113V119H112V117H110L109 115H107V114H103L101 111H100V108H99V104H98V102H97V98H96V100H94ZM117 102V103H118ZM230 102V103H229ZM234 102V103H233ZM260 102V105L258 104ZM23 103H25V105L23 106V107H25V108H23V107H21L22 105H23ZM44 103H46V107L43 105ZM165 103V102H164ZM178 103V104H177ZM262 103H263V105H262ZM36 104V105H35ZM55 104V105H54ZM212 104V105H211ZM217 104V105H216ZM239 104H241L240 106H238ZM48 105V106H47ZM119 105V104H118ZM148 105H149V107H151V103H149L148 102ZM186 105V106H185ZM203 105V106H202ZM205 105V106H204ZM209 107H208V106ZM261 105H262V108H261ZM40 106V112H39V110H38V108L37 107H39ZM50 106V107H49ZM54 107V108H52V107ZM232 106H231V108H232ZM243 107V109H244V114H245V116H243L244 114H241V115H239L240 113H243V109H242V107ZM4 107V108H3ZM28 107V106H27ZM32 107V108H31ZM35 107H36V110H34L35 109ZM196 107H198V108H196ZM216 107H218V108H216ZM236 107V108H235ZM238 107V108H237ZM241 107V108H240ZM6 108V109H5ZM15 108V109H14ZM29 108V107H28ZM34 108V109H33ZM42 108V109H41ZM44 108V109H43ZM47 108H52V112H50L51 110L50 109H47ZM62 109H63V107H61ZM96 108V109H95ZM124 108V107H123ZM247 108V107H246ZM261 108V109H260ZM23 110L24 109V111H21V110ZM25 109L27 110V111H25ZM193 109H195L196 111L194 112L193 111ZM237 109H239L238 111L239 112H237V111H235V110H237ZM241 109V110H240ZM32 110V111H31ZM45 110V111H44ZM59 110V111H58ZM190 110H192V111H190ZM0 111H2V110H0ZM5 111H7V114L5 115ZM29 111V112H28ZM33 111H36V113H37V115L39 114V116H41L40 118L43 120H41L40 118H39V116L38 117H36L37 115H35V113H33ZM42 111H44V113L45 114H47L45 117H43L44 116V113L42 112ZM241 111V112H240ZM23 112H25L26 114H27V112H28V118H27V115L25 114V113H23ZM32 112V113H31ZM49 112L51 113V114H55V116H53V118L51 119V117H47V116H52L51 114H49ZM88 112H89V110H88ZM124 112H125V114H124ZM194 114H193V113ZM209 112L211 113V114H209ZM215 114H217V116L215 115L214 116V113ZM247 112V113H246ZM248 112H249V114H251V116L248 114ZM41 113H42V115H41ZM187 113V114H186ZM190 113H191V115H190ZM213 113V114H212ZM25 114V115H24ZM49 114V115H48ZM53 114V115H54ZM120 114V113H119ZM150 114V113H149ZM193 114V115H192ZM228 114H230V113H228ZM248 114V116H249V118H247V115ZM35 115V116H34ZM90 115V116H89ZM179 115V116H178ZM208 115H211V116H209L208 117ZM226 115V116H225ZM256 115V114H255ZM5 116V117H4ZM7 116H8V118H7ZM188 116V117H187ZM189 116H191V117H189ZM207 116V117H206ZM228 116V117H227ZM258 116H256V117H258ZM30 117V118H29ZM223 117V118H222ZM226 119H225V118ZM242 117H240L241 119H242ZM5 118V119H4ZM26 118H27V120H26ZM50 118V119H49ZM117 118H119V119H117ZM123 118V119H122ZM259 118V117H258ZM6 119H7V122H6ZM24 119V120H23ZM29 119H31V120H29ZM54 119H56V121H58L59 119H57V116L54 118ZM53 119V121L52 122H49V124L50 123H55L56 121ZM174 119H176V118H174ZM246 119H250V120H248V121H250V122H247V120ZM252 119H254V120H252ZM45 120V121H44ZM195 120H194V122H195ZM219 122H218V121ZM24 121V122H23ZM79 121V120H78ZM111 121H113V122H111ZM120 121V122H119ZM253 121V122H252ZM10 122V123H9ZM33 122H34V124H33ZM36 122V123H35ZM43 124H42V123ZM59 122V121H58ZM57 122V124H56V126L59 124ZM81 122L82 121H80L79 122V124L78 125H76L78 128H80L79 126L81 125L82 126V124H81ZM85 122V121H84ZM83 122V123H84ZM85 122V123H86ZM96 122V123H95ZM153 122V121H152ZM161 122V123H160ZM159 122V124L158 125H160V124H162V120ZM225 122V121H224ZM263 122V123H262ZM0 123V124H1ZM26 125H25V124ZM89 123V124H88ZM116 123V124H115ZM204 123H205V125H207L208 123L209 124H211V125H207V126H205L204 125ZM237 123L239 124V125H237ZM262 123V124H261ZM24 124V125H23ZM48 124V125H49ZM92 124V125H91ZM94 124V125H93ZM113 124H115V125H113ZM30 127H29V126ZM117 125H118V127H120L121 128V130H119V128L117 127ZM138 125V124H137ZM136 125V127H134L135 129H137L136 131H135V129H134V134L135 133H141L142 131V133L140 134V135H142V136H138V139H137V136H135V140H140L139 139V137H142L141 138V140L139 141V142H141V143H135V142H132L131 140L129 141V142H124L125 141V139L123 140L122 139V137H121V135L118 137L119 139H120V137H121V139H120V141L122 140L124 143L122 144L123 146H124V148H126V147H129L128 145L130 144V146H132V144H133V146H135V147H137V148H141V150L142 151H144L143 153H145V155H150V154H158L159 152L163 155V157H162V155H161V159L162 160H164V161H168L167 162V164L169 165H167L166 164V162L164 163V161H163V163L164 164H166V166L167 167H169L170 169H171V171H173L174 172V174H175V180L177 181L179 178H180V176H179V169H182L183 168V166H185V164H186V166L185 167H187V166H189L188 167V174H194L195 172L193 171V170H195L194 168L196 167V165H197V163L198 162H196V161H200V160H205V161H208V162H211L212 161V159H217L218 158V156H217V158L215 157V155L210 151V149L209 148H204V147H196L197 146V144L199 143V141H198V138L196 139V143H195V141L191 144V143H189V144H191V146L190 145H185L184 147L181 145L182 144V142H183V140L185 141V138H179L178 137V135L177 134H174V133H170V132H166L167 134L165 135V129L166 128H163L162 127V129L160 128V130H161V132H163V130H164V132L163 133H160V130H159V128L156 130V131H152L151 130V126H153V125H155V124H151L148 120L145 122V123H143V124H141V126H137ZM223 125H224V123H223ZM226 125V124H225ZM32 126V127H31ZM56 126H52V127H56ZM131 126V127H130ZM135 126V125H134ZM217 126V127H216ZM228 126V125H227ZM235 126H238L237 128L239 129V130H241V131H243V132H240V131H237L236 130V128H235ZM27 127H29L31 130L29 131V129L27 130L26 128ZM109 127V128H108ZM114 128L112 131H116V132H111V130H109V132L112 134V136L110 137V133L108 132V130L107 129H111V128ZM128 127H130V128H128ZM138 127H139V129H138ZM142 127V128H141ZM223 127V126H222ZM133 128V127H132ZM215 128H217V130L214 129ZM235 128V129H234ZM243 128V129H242ZM25 129H26V132H28V133H32L33 135H32V137H29V138H31V139H33V140H29L28 141V136H27V134H26V132H25ZM56 129V128H55ZM130 129V130H129ZM142 129V130H141ZM218 129L219 130H222V131H218ZM229 129H233L234 130V133H233V131L231 132ZM255 129V130H254ZM128 130H129V133H127L128 132ZM214 130V131H213ZM226 130V131H227ZM250 130V131H249ZM54 131V132H53ZM133 131V130H132ZM139 131V132H138ZM216 131H218V132H216ZM231 133H230V132ZM240 132V133H237V132ZM252 131V132H251ZM235 132H236V134H235ZM107 133H109V137L108 138H111V139H105L104 138V136L105 137H107L106 136V134ZM226 133V132H225ZM234 135H233V134ZM26 134V135H25ZM92 134H97L96 135V137L95 138H92L93 137V135ZM164 134V135H163ZM243 134V135H242ZM108 135V134H107ZM136 135V134H135ZM138 135V134H137ZM144 135H146V136H144ZM163 135V136H162ZM167 135H169V137L167 136ZM208 135V134H207ZM207 135L205 136V138H207ZM221 135H225V134H221ZM227 135V134H226ZM227 135V136H228ZM233 135V136H232ZM245 135V136H244ZM262 135V136H261ZM144 136V137H143ZM150 136V137H149ZM177 136V137H176ZM227 136L225 137V138H227ZM231 136V137H230ZM20 137V136H19ZM34 137V138H33ZM115 137V136H114ZM129 137H130V139H129ZM164 137H165V139H164ZM167 137V138H166ZM221 137H223V136H221ZM233 137V138H232ZM262 137V138H261ZM103 138V139H102ZM147 138H148V140H147ZM200 139L199 140H201V139H204V137L203 138H201V137H199ZM225 138L223 139V140H221V138L219 139V140H221L220 142H221V146L220 147H222L223 149V151L222 152H227V150H225L224 148L226 147L225 145H227L228 143H229V145H230V141H232V140H229V139H227V140H229V141H227V140H225ZM16 139H18V137L15 135V136H13V142L16 140ZM49 139V138H48ZM100 139V140H99ZM127 139H129V140H127ZM150 139V140H149ZM263 139V140H262ZM59 140H61V141H59ZM98 140L99 141H101L100 143H101V146H96V144H98L99 142H98ZM108 140V141H107ZM144 140H146V141H144ZM164 140V141H163ZM262 141L260 144L258 143V144H256V145H254V143L255 142H257V141ZM34 141H37V138H35V140ZM59 141V142H58ZM62 141H64V142H68L67 144L66 143H64V142H62ZM72 141H75V143L74 142H72ZM80 141H83V143L82 142H80ZM121 141V142H122ZM138 141H136V142H138ZM144 141V142H143ZM224 141V143H222ZM57 142V144H55ZM72 144H71V143ZM131 142H132V144H131ZM143 142V143H142ZM147 142V143H146ZM160 142V143H159ZM36 143V142H35ZM62 144L64 147H60L61 145L60 144ZM100 143H99V145H100ZM113 143H115V142H113ZM126 143V144H125ZM129 143V144H128ZM155 143V144H154ZM164 143V144H163ZM226 143V144H225ZM107 144V143H106ZM134 144H136V145H134ZM153 144V145H152ZM159 144L161 145L160 147H159ZM180 144V145H179ZM185 144V143H184ZM73 145V146H72ZM157 145V146H156ZM166 145H168L167 147H166ZM228 145V146H229ZM253 145V146H252ZM258 145V146H257ZM259 145H261V148H257V147H259ZM69 146V147H68ZM74 146H76V148L74 147ZM123 146H121V147H123ZM150 146V147H149ZM151 146H153V147H151ZM181 146V147H180ZM60 147V148H59ZM73 147V148H72ZM104 147V149L105 148H107L106 147V145H104L103 146ZM146 147V148H145ZM178 147H179V150H177L178 149ZM253 147H255V149L253 148ZM70 148V149H69ZM75 148V149H74ZM93 148V149H92ZM94 148H96V149H94ZM148 148H150V149H148ZM180 148H182V150L183 151H180L181 149ZM201 148V149H200ZM204 148V149H203ZM257 148V149H256ZM155 149V150H154ZM163 149V150H162ZM169 149V150H168ZM233 149V150H232ZM155 151V152H151V151ZM225 150V151H224ZM243 150V151H242ZM69 151V152H68ZM102 151V150H101ZM115 151V150H114ZM177 151H178V153H179V155H181V157H180V160H179V156L177 157ZM180 151V152H179ZM185 151V152H184ZM253 151V152H252ZM80 152H82V153H80ZM86 152V153H85ZM89 152V155L87 154ZM93 152V154H91ZM99 152V151H98ZM116 152V151H115ZM148 152V153H147ZM182 152V154H180ZM240 152V153H239ZM241 152H243V153H241ZM67 153H72L71 155H72V157L70 156V154H67ZM78 153H80V154H78ZM99 153H101V152H99ZM102 153H103V151H102ZM174 153H175V155H174ZM235 153V154H234ZM237 153V154H236ZM95 154V155H94ZM98 154V153H97ZM123 154L125 155L124 157H127V151L125 152H123ZM171 154V155H170ZM231 154V155H232ZM77 155V157H75ZM82 156V158L80 157V156ZM86 155H87V157H86ZM92 155H93V157H92ZM173 155V156H172ZM232 155V156H233ZM259 155H260V157H259ZM97 156V158L98 157H103L101 154H98V155H96ZM120 156H121V153H120ZM171 157V159L170 158H165V157ZM243 156V157H242ZM90 157H92V158H90ZM220 157H223V156H220ZM75 158V159H74ZM78 158V159H77ZM89 158V159H88ZM122 158V157H121ZM120 158V159H121ZM164 158V159H163ZM33 159V163L34 162H36V158L35 157H33V158H31V160ZM85 159H88V160H85ZM124 159H126V158H122L121 160H124ZM177 159V160H176ZM219 159H220V162H219ZM75 160V161H74ZM79 160H82V161H79ZM85 160V161H84ZM89 160H90V162H89ZM175 160V161H174ZM179 160V162L177 163V161ZM203 160V161H204ZM209 160H211V161H209ZM51 161V162H52ZM88 161V162H87ZM172 163H171V162ZM215 161V160H214ZM83 162H85V163H83ZM175 162V163H174ZM181 162H182V164H181ZM216 163H213V161L210 163L211 165H212V167H209V168H211V170H212V168H213V170H215L216 168H217V162L220 164L221 162H222V165H224V162H226V161H224L223 162V160L221 161V158H218L217 159V161H215ZM180 163V164H179ZM260 163H263V162H260ZM260 163H258V164H260ZM52 164V163H51ZM50 164V165H51ZM216 165V168L214 167L215 165ZM228 164V162H226V164L225 165H227ZM172 165H173V167H172ZM174 165H176L175 167H174ZM210 165V166H211ZM224 165V166H225ZM195 166V167H194ZM219 166H221V164L220 165H218V167ZM172 167V168H171ZM180 167V168H179ZM222 167V166H221ZM173 168H176V169H173ZM207 168V167H206ZM226 168H228V167H225V170L226 171H228V169H226ZM193 169V170H192ZM177 170H178V172H177ZM225 170H224V172H225ZM194 172V173H193ZM210 172V171H209ZM208 172V170L205 172V174L204 175H207V179L206 178H204L205 179V181H207L208 179H210L211 178V174H209L210 175V177L208 176V174L207 173H209ZM262 172V171H261ZM132 172H129V174H131ZM259 176H260V171H258V173H256V176H255V178H256V180L258 181L259 179ZM205 177V176H204ZM132 179L131 180H134V181H137V179L136 178H134V177H131ZM197 178H199V177H192V179L193 180H195L196 181V179ZM73 182L74 183H77L76 181H77V178L76 177H73ZM197 180H199L200 181V179H197ZM255 180V179H254ZM167 181V180H166ZM169 183H171V182H173V181H168ZM168 182H165L164 181V185H165V183H168ZM197 182V181H196ZM254 181H251V182H248V183H250L251 185H253L252 183H253ZM135 183H138V182H135ZM254 183H256V181L254 182ZM198 185H200V188H199V186ZM197 186V187H196ZM207 185H205L204 183L202 184L201 182H198V183H196L195 184V187H196V189L197 190H199V192L200 191H202L203 190V188L205 189V187H206ZM39 188H36V189H34L33 190V199H35L36 200V198H38L39 196H36L37 195V193H36V191L37 192H42V194L41 193H39V194H41L40 195V200L39 199H37L38 201H41L42 203L43 202H45L44 204H47V202L46 201H48L49 202V204H51V205H49V204H47L48 206H51V207H53V209H49V210H51V211H55V209L57 208V207H59V206H61L63 203V201H64V198L59 194V197L58 196H56V194L54 195V196H51V195H53L54 193H52V194H49V190H44L43 191V189L42 188H40V190H38ZM206 190V189H205ZM205 190H203V191H205ZM203 191L202 192H200V194L199 193H197V196L198 195H200V198H201V196H203V195H206V193L204 194L203 193ZM254 191V190H253ZM44 192V193H43ZM259 192L261 193V191L259 190ZM258 191H257V193H259ZM34 193H35V197H34ZM38 194V195H39ZM47 199L48 198V200H44V199ZM36 200V201H37ZM44 200V201H43ZM208 201H206V203H207ZM58 203V204H57ZM56 204V206H54ZM54 207H55V209H54ZM32 217H34L35 218V216H31L30 217V219H34V218H32ZM122 220H123V218H121ZM29 223H30V221H29ZM79 232V231H78ZM81 236H83L84 238L86 237V234L84 235H80L78 238L79 239H83V237H81ZM180 242V241H179ZM177 243V242H176ZM175 243V244H176ZM178 244V243H177ZM97 252H98V256L97 257H100L102 254H103V252H104V250H105V246H104V241L103 240H99L98 241V243H97ZM102 249V250H101ZM200 250V249H199ZM198 249H197V251H199ZM201 252V250L198 252V253H200ZM232 252H234V250L232 251ZM237 252V251H236ZM236 252L235 253H233L232 255L233 256H237L238 258H240V259H242L241 257L242 256H245L247 253L246 252H243V254H241V253H239V251H238V255L236 254ZM113 253H111L110 255H112ZM199 255V254H198ZM88 258H90L91 259V256H87ZM246 257H248V260L251 258V262H252V260H254V255H252V254H247V256ZM250 262V263H251ZM254 263V261L251 263V264H253ZM255 264V263H254Z\"/></svg>", "mask_w": 264, "mask_h": 264}, {"label": "snow or ice", "instance_id": "3", "mask_svg": "<svg viewBox=\"0 0 264 264\" xmlns=\"http://www.w3.org/2000/svg\"><path fill=\"white\" fill-rule=\"evenodd\" d=\"M4 7H5V8H8V7H10V6L7 5V4H5ZM69 7H71V5H69ZM41 26H43V25H41ZM209 40H211V37H209ZM121 44H122V45H127V44H128V41H126V40H121ZM77 51H79V49H78ZM62 58H63V57L61 56V59H62ZM198 58H199V57H198ZM177 66H179V64H178ZM159 71H160V70H158V72H159ZM57 74L59 75V73H57ZM154 79H155V74H154ZM157 86H158V87H162V85H159V84H158ZM128 90L131 91V92H140V91H143V93H144L145 95L149 94V92L151 91L149 88L145 87L143 84H137V83H134V82H130V83L128 84ZM178 91H179V90H178ZM193 91H195V90L193 89ZM154 123H158V122L154 121ZM167 124H168V117H167V112H166V114H165V127H167ZM154 131H156V129H154ZM237 146H238V147L240 146V142H239V140H237ZM25 162L27 163V161H25ZM129 163L131 164V162H129ZM228 264H231V261H229ZM237 264H240V262L238 261ZM261 264H264V261H262Z\"/></svg>", "mask_w": 264, "mask_h": 264}]
</instances>
